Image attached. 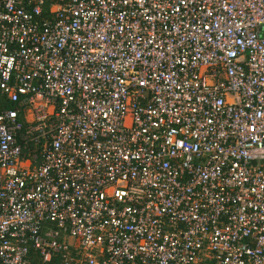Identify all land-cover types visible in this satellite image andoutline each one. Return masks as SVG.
<instances>
[{
  "label": "built area",
  "instance_id": "obj_1",
  "mask_svg": "<svg viewBox=\"0 0 264 264\" xmlns=\"http://www.w3.org/2000/svg\"><path fill=\"white\" fill-rule=\"evenodd\" d=\"M0 264H264V0H0Z\"/></svg>",
  "mask_w": 264,
  "mask_h": 264
},
{
  "label": "trees",
  "instance_id": "obj_2",
  "mask_svg": "<svg viewBox=\"0 0 264 264\" xmlns=\"http://www.w3.org/2000/svg\"><path fill=\"white\" fill-rule=\"evenodd\" d=\"M9 106H10L9 102L3 100V99L0 97V110L3 109V108H5V107H9Z\"/></svg>",
  "mask_w": 264,
  "mask_h": 264
}]
</instances>
